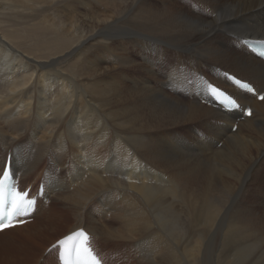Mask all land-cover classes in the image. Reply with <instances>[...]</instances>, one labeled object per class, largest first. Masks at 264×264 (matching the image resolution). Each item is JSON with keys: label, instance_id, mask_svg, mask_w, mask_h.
Returning <instances> with one entry per match:
<instances>
[{"label": "bare ground", "instance_id": "obj_1", "mask_svg": "<svg viewBox=\"0 0 264 264\" xmlns=\"http://www.w3.org/2000/svg\"><path fill=\"white\" fill-rule=\"evenodd\" d=\"M246 39L264 0H0V164L45 185L0 264H60L81 227L104 264H264V101L223 75L264 93Z\"/></svg>", "mask_w": 264, "mask_h": 264}, {"label": "snow or ice", "instance_id": "obj_2", "mask_svg": "<svg viewBox=\"0 0 264 264\" xmlns=\"http://www.w3.org/2000/svg\"><path fill=\"white\" fill-rule=\"evenodd\" d=\"M241 6L243 7V5ZM237 39H239V37H237ZM259 42L264 43V41ZM226 79L232 80L233 84L239 89H243L246 92L254 91L249 83H243L242 79H238L234 75H226ZM207 90L225 112H231L241 108V105L237 102L238 98L229 94L226 90H222L219 85L210 83L207 85ZM258 98L264 101V94L259 95ZM243 115L249 117L253 116L252 109L248 108L244 110ZM15 172L16 170L13 169L12 162L5 158L3 164H0V174H2L0 175V221H4V223H0V231L12 226L9 216L3 211V204L5 202H7L12 209L13 216L26 214L37 204L36 200L28 198L30 196L28 191L23 189L16 191L15 187L10 184V181L15 176ZM82 237L87 239L84 230L73 231L69 235L64 236L63 239L58 240L53 246L59 251L61 260L64 259L65 255L69 257V260L65 261V264H82L80 247V240ZM88 251L90 254V249ZM96 264H99V261H96Z\"/></svg>", "mask_w": 264, "mask_h": 264}, {"label": "rangeland", "instance_id": "obj_3", "mask_svg": "<svg viewBox=\"0 0 264 264\" xmlns=\"http://www.w3.org/2000/svg\"><path fill=\"white\" fill-rule=\"evenodd\" d=\"M66 231H67V229H66L64 232L53 233L52 236H54V238H60L61 236H63V235L65 234ZM44 235H45V236H44ZM47 236H48V235L43 234L42 236L38 237L36 243H33L32 248L34 247V249H35V248H37V245H38L39 243L45 242V239H46L45 237H47ZM40 241H41V242H40ZM45 243L48 244L47 241H46ZM54 244H55V243H54ZM54 244L51 245L47 250L50 251V249L53 248ZM108 247H109V245H108ZM51 251H52V249H51ZM51 253H52V252H51ZM207 264H208V263H207ZM209 264H211V263H209Z\"/></svg>", "mask_w": 264, "mask_h": 264}]
</instances>
